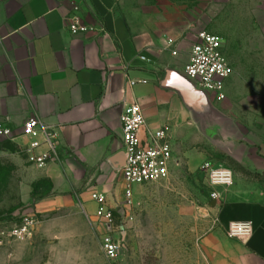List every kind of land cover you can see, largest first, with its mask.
<instances>
[{
  "label": "crops",
  "instance_id": "crops-1",
  "mask_svg": "<svg viewBox=\"0 0 264 264\" xmlns=\"http://www.w3.org/2000/svg\"><path fill=\"white\" fill-rule=\"evenodd\" d=\"M179 8L185 5L178 0H0V122L18 132L27 119L38 117L58 132L55 158L45 168L33 165L57 192L47 208L77 206L100 222L94 192L107 194L114 214L128 205L121 171L126 105L140 103L146 128H168L173 146L200 130L194 107L176 87L186 78L183 59L154 52L134 35L130 18L176 14ZM73 15L92 30L73 34ZM238 145L241 166L264 174V153L245 142ZM234 176L232 187L220 188L219 202L208 200L220 221L206 226L202 253L209 264H264V184L236 171ZM142 185L134 187V195ZM232 221L252 222L251 238L229 237ZM15 255L0 246V264H17ZM25 255L24 264H37L33 248Z\"/></svg>",
  "mask_w": 264,
  "mask_h": 264
},
{
  "label": "rangeland",
  "instance_id": "rangeland-1",
  "mask_svg": "<svg viewBox=\"0 0 264 264\" xmlns=\"http://www.w3.org/2000/svg\"><path fill=\"white\" fill-rule=\"evenodd\" d=\"M178 1L185 8L176 14L131 15L134 35L157 54L181 58L185 65L199 32L223 38V52L233 68L225 98L196 95L200 130L176 141L170 178L139 186L131 202L115 211L114 228L125 231L115 260L102 249L104 224L77 206L47 208V200L57 194L51 179L28 162L22 145L0 138V232L25 217L35 220L26 240L3 238L0 244L16 253L11 258L17 264L25 263L28 248L34 249L37 264H209L201 240L206 226L216 223L208 206L213 188L202 166L224 165L264 184V174L249 172L236 157L240 142L264 153V0ZM43 231L51 233L37 234ZM74 232L81 237L74 238Z\"/></svg>",
  "mask_w": 264,
  "mask_h": 264
},
{
  "label": "built area",
  "instance_id": "built-area-1",
  "mask_svg": "<svg viewBox=\"0 0 264 264\" xmlns=\"http://www.w3.org/2000/svg\"><path fill=\"white\" fill-rule=\"evenodd\" d=\"M69 27L73 34L92 30L79 15L69 18ZM172 44L171 40L170 45ZM223 48V38L208 31L199 32L192 46L190 59L184 68L186 77L198 89L218 101L225 98V81L233 74V68L224 55ZM174 53L177 54V51ZM141 58L150 61L146 56ZM136 83L130 81L131 86ZM121 123L125 154L121 171L125 186L124 194L129 204L136 185L161 182L170 178L174 146L168 128H146L147 120L138 102H132L124 107ZM0 138L22 145L28 162L38 168H45L57 154V130L38 117L27 119L18 132L0 122ZM202 168L206 172L209 185L213 188L210 199L219 202L222 198L220 188L228 189L234 185V172L224 165L214 166L207 163ZM92 199L97 203L95 215L106 229L102 237V249L108 259L115 260L122 252V236L125 231L115 230V214L105 192H94ZM219 221L218 215H215L214 223L218 224ZM34 226V218L25 217L20 224L1 230L0 244L3 238L26 240L32 235ZM226 232L231 238L248 240L254 232L253 223L232 221Z\"/></svg>",
  "mask_w": 264,
  "mask_h": 264
},
{
  "label": "water",
  "instance_id": "water-1",
  "mask_svg": "<svg viewBox=\"0 0 264 264\" xmlns=\"http://www.w3.org/2000/svg\"><path fill=\"white\" fill-rule=\"evenodd\" d=\"M176 87L181 92L188 104H191L193 107L195 105V98L197 97V94H200L198 95L200 97L199 99L208 98L207 94H205L202 90L198 89L196 86V88L194 86H191L190 83H188V81L184 78H179L177 80ZM213 203L215 204L216 201L213 200Z\"/></svg>",
  "mask_w": 264,
  "mask_h": 264
}]
</instances>
